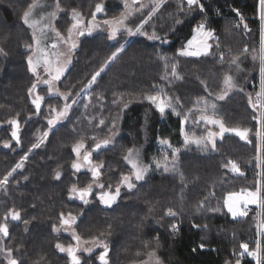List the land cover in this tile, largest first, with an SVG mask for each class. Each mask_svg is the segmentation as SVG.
Masks as SVG:
<instances>
[{"label":"trees","instance_id":"trees-1","mask_svg":"<svg viewBox=\"0 0 264 264\" xmlns=\"http://www.w3.org/2000/svg\"><path fill=\"white\" fill-rule=\"evenodd\" d=\"M29 1L20 0L19 8L14 4L16 9H13L11 8L13 6L7 5L8 0H0L2 23L0 35L5 36L0 37L4 38L5 42L7 40V45L3 48L6 52H2L0 58V179L12 172L20 153L26 150L27 142L36 140L35 134L39 130L37 128L39 114L36 113L28 93L33 78L27 69L28 54L24 49L25 42L31 39L28 29L19 23ZM103 1L105 3L107 0H102L101 3ZM258 1L200 0L204 5V12L201 13L196 7L190 11L184 0H169L160 7V11L162 9H167L169 12L175 11L174 17L159 18L157 11L154 17L157 16L159 19L155 23L153 17L147 25L148 31L155 33L160 39L152 42L138 37L131 39L112 63L113 68L115 66L119 68L111 79L119 81L122 77H132L130 83L134 87H130L131 90L128 92H120L125 99L122 97L116 110L117 121L112 115L116 127L121 132L119 139L113 142V146L110 145L117 149V153L107 154L106 157V149L97 153L92 152V147L99 138L89 139L88 137L90 135L98 137V134L102 133V130L97 128L100 118L98 112H92V118L89 114L84 116L86 119L83 118L76 124L74 131L68 132L67 129L62 128L63 123L58 122L46 143L37 148L28 160H24L23 167L12 172V175L8 177V183L4 188H0V220L3 221L9 209L20 212L18 221L8 218L9 235L3 237L4 240L10 237V227H13L21 233L23 241H28L34 246L30 254L35 260H31L27 255L17 259L20 264H50L47 259L35 257L50 252L47 245L50 241L52 244L53 238L55 242V237H52L53 225L57 224L60 227V214L63 213L66 216L69 211L76 214L64 205L66 201L63 194H66L67 188L65 184L63 187L62 175L59 179L55 176L60 168L71 172L68 166H57L58 160L63 157L61 154L56 156L59 133L63 129L69 137L79 132L85 135L83 138L88 139L89 151L87 152H91V163L94 157L104 155L99 180L104 186H111V188L120 181L121 164L124 162L128 148L140 150L145 163L153 157L160 159L164 155L162 152L154 153L160 140H169L171 146L178 150L175 173L152 171L144 181L135 184L136 187L133 190L122 186L118 200L111 207L102 210L103 225L109 230L96 235L98 238L105 239L109 246V264L111 263L110 254L115 252L111 240L121 231H127L128 238L125 239L127 243H123L124 246L117 248L119 255L126 249L125 246L128 247L127 249H142L141 242L157 243L155 251L164 264H232L237 253L242 250L239 247L240 244L247 243L249 250L255 249L254 243L258 238L261 243V255L264 256V234H258V225L264 221L263 206L252 207L245 217L233 219L224 203L229 194L254 191L258 186L259 178L260 185L264 186V163L260 164L258 175L257 142L254 138L250 139L251 134L256 133L257 130V120L253 117H259L257 111L249 105V97L251 96L253 100L254 93L257 91L256 82L261 75V56L258 49L259 24L256 19H246L237 26L236 12L233 11L238 9L244 16L255 17ZM109 7L106 13L117 11L120 14L122 9L120 4ZM102 15H104L103 12L99 14V16ZM61 19L64 20L63 17ZM161 20L164 22L161 23ZM198 22H204L208 28L214 30L215 38L209 41L212 45L210 54L200 57L179 55L178 50L182 49L192 37L193 28ZM12 24H17V30L15 27L13 30L7 27ZM244 24L250 28L249 31L245 30ZM171 26L175 27L171 32L166 33ZM124 35V32L120 33L119 37L123 38ZM102 37L100 57L91 55L93 48L84 52L82 48H79L76 51L74 64L78 62L76 66L68 70L62 80L63 84H68V78L74 74L76 83H79L82 88L84 82L88 81L86 73L91 66L97 61H103L114 52L118 43L108 41L104 34ZM221 53H223V59H221ZM232 57H238L239 66H251L252 72L249 67L247 69L249 75L242 74L246 77L243 79L245 81L241 91H234L224 99V102H217L213 95L221 90ZM141 62L144 63L140 65ZM173 64L176 65V75L180 77L179 79L172 75ZM136 71H139V75L134 79L133 73ZM150 95L171 100L178 115L174 114L172 109H167L165 114L161 115L155 106L145 99ZM203 98L218 105L220 116H217L224 122L225 127L249 129L248 139L241 140L234 133H225L215 142L217 151L203 156L197 155V146L194 143L185 146L183 135L180 134L181 119H186L184 133L188 137L198 139L200 136L203 137L186 129L188 124L196 128L202 123L201 121L197 123L195 112H190L188 107ZM125 103L128 105L126 108ZM46 113L49 116V112L46 111ZM106 113H109V107ZM13 118L17 119L21 125L20 144L12 139L11 125L7 123ZM47 118L43 120L46 121L45 124H47ZM108 120L110 121L109 117ZM91 129L94 131L91 132ZM5 142L9 143V148L4 147ZM167 155L170 156V154ZM229 161L236 162L242 174L233 173L231 170L230 172L227 168ZM225 165L228 166L225 167ZM71 173L73 175V172ZM80 177L83 178V183L78 188H83L93 181L91 172L88 170L84 171ZM99 191L93 186L92 193L89 195L90 202L87 205L80 203L77 198L73 201L78 206L82 205L95 210L98 206L96 207L95 204L90 206V203L99 202L97 198ZM211 199H213L212 203ZM206 202L212 204L211 208H203ZM98 209L100 210L99 207ZM169 209L176 212L182 221L175 233L169 232L172 221L166 215ZM89 225L90 227L86 229H90L91 226L96 229V225L100 226L96 222ZM137 230H140V233H137ZM215 232H220L222 235L218 236ZM92 234L95 235V233ZM201 244L204 248L200 247ZM121 248L124 249L119 251ZM55 253H57L56 250ZM47 255L50 256V253ZM93 255H86L88 258L83 256L82 262L100 264L98 256ZM68 260V256L62 254L58 264H69Z\"/></svg>","mask_w":264,"mask_h":264},{"label":"rangeland","instance_id":"rangeland-1","mask_svg":"<svg viewBox=\"0 0 264 264\" xmlns=\"http://www.w3.org/2000/svg\"><path fill=\"white\" fill-rule=\"evenodd\" d=\"M101 1L102 0H80V1L74 2L73 0H70V1L69 0H54V1H52V0H50V1L49 0H36V7L33 9L31 21L39 22L37 27L35 29L30 28V27H28V25H25L23 23L22 19L19 20L20 25H23L26 29H28L30 39H31L30 41L25 42V45H24L25 48L24 49L27 51V54H28L26 57V65H27L28 72L30 73V75L33 78V82L37 80V76L29 71L27 58L29 56H33L34 61H35V56L37 55V51H36L37 48L47 49V51L49 53H52V52L67 53V46L58 40V38L56 37L55 31H52V29L59 31L63 36L67 37V35H68L67 29L72 23L71 9H73V8L77 9L81 13V17L84 20L85 27H87V23L91 19V13L94 10L95 5L97 4V2L101 3ZM167 1H169V0H162L159 7L156 9V11L153 13L151 18L148 19L147 23L144 25L142 31H144L148 35H152V33L148 31L149 29H147V25L149 24L151 19L156 15L157 11H158V13L160 12L159 14L157 13V15H159V18L167 19L168 17H174L175 11L169 12L167 9H162L160 11V9H161L160 7ZM184 1H186V0H184ZM32 2H33V0H30L29 4ZM57 2H59V10H57V7H56ZM69 2L71 3V5ZM102 3L106 7V8H104L105 12L103 11L104 15L96 16V22L100 23L101 27L96 29L92 33V35L86 34V35L79 38L78 47L72 53V63L69 66L68 70L73 68V66H76V63L78 61L75 64H74V61L76 59L75 57L77 56L76 51L79 48L80 49L82 48L83 52L87 51L90 48H93V53L91 55H93V57H96V58L100 57L101 52H102L100 49V43H101L100 41L103 40L102 35L104 34L106 39H107V35H108V28L106 25H103L102 22L105 19H111L112 17L120 15L119 13H117V11H111V12L106 13L107 9L110 8L109 6L120 4L122 6L121 12L125 11L124 0H107L105 3H104V1ZM14 4L16 7L19 8L20 0H8L7 5L13 6L11 8L16 9ZM73 4H75V5H73ZM128 4L130 5L129 11L131 14L127 17V20L125 23L128 27H132V28H134L136 25L140 24V22L142 20H144L145 18H148L149 13L153 12V7L155 6L154 0H137L136 3H133L132 0H128ZM141 5H143V7H141ZM53 12L56 13L55 16L51 15V13H53ZM61 17H63L64 20H62ZM159 18H157V16H156L155 23ZM163 22L164 21L161 20V23H163ZM0 24H2L1 21H0ZM44 25H48V28L45 29L44 33L42 34L40 29ZM16 26H17V24H15V25L12 24L11 26H7V27H9L11 30H13L14 27L16 29ZM174 27L171 26L170 30L166 33L171 32ZM34 31L36 33L37 38L41 41L39 45L33 44L32 36H33ZM0 32H1V30H0ZM121 33H123V31ZM25 34H26V32H25ZM119 34H118L116 40L110 41L107 39L110 42H117L118 43V46L113 50L114 52L118 48H120L122 45L124 46L123 47V49H124L127 46V44L131 41V39L135 38V37L143 38L144 40H146L148 42H152V41L157 40V39L149 40L147 38V35L142 36V35L137 34V35L129 36L126 32H124V34H125L124 37L121 38V37H119ZM86 36H87V39H86ZM1 37H5V36L3 35ZM1 37H0V49H3L7 45V40L5 42V40H3L4 38H1ZM96 38H98V39H96ZM53 43H57L56 49H52L50 47V45ZM29 45H31L32 47L31 48L28 47ZM3 52H6V51H4V49H3ZM120 53H118V54H120ZM102 54H104V52ZM251 54L252 53H250V55ZM85 55L86 54H84V56ZM110 55H108L103 61H97L94 64L95 66L94 65L91 66L90 70L86 73L88 75V80H90L92 74L95 73L96 71L100 70V68L102 66H104V71L101 73L100 77L97 78L96 83L91 88H85V85H87L88 81L86 83L84 82V86L82 88H80L81 85H79V83H76L74 74L68 78V80H67L69 82L68 84H63L62 80L65 78V75L68 72V70H66L64 76L61 77V81L56 82V87L59 88L60 92L68 95L69 98L67 101L62 99L59 95L49 94L47 85L38 84L37 88L35 89V93L33 95L39 94V95L44 97V100L41 103L42 106H41L40 113H39V119L37 121V124H38L37 128H39V130L36 132V134L34 133L35 137H37V138H36V140H34L32 142H29V141L27 142L26 150H23L22 153H20L19 158H18L19 159L18 162L20 161L21 157H23L25 155V153H28V157L26 159V160H28L36 152L35 150H37V148L33 149L31 152H29V149L31 148V145L33 143L38 142V139L40 137H42V134L44 131H48L50 134L51 131L53 130V128L49 129L48 124H45L46 121L45 122L43 121V120H45V118H47V117L49 118L51 115H53V113L50 112V108L55 107L57 110H59L60 108L63 107V104L65 102L71 104L72 107L69 109L68 117H66L63 121H59V122L63 123L62 128L67 129L68 132L74 131L76 128V124H78L83 118H85L84 116L89 114V116L92 118V112H98V114L100 115V118L98 120L97 128L102 130V133L98 134V137H95V138L96 139L97 138H99V139L106 138L107 136L111 135L112 132H114L115 136L113 137V142L116 141L117 139H119L121 132H120L119 128H117V127L113 128L114 120L112 118V115H113L114 119L117 121L116 110L118 109V107L120 105V100L122 99V97L125 99L124 95H122L120 92H128V90H131L130 87H132V88H134V87H133L132 83H130V80L132 79V77H129L130 79L122 77L119 79V81L111 79V76L115 75L114 72L118 71L119 66H115L113 68V66H112L113 61L109 62L108 65H104L105 60H107V58ZM254 55H255V53H254ZM1 56H2V53H0V58H1ZM81 57H82V54L80 56V59H81ZM231 60L232 59H230V61H229L230 68L226 74L230 75L233 78V82L235 84V87L227 93L225 98L230 93H232L234 91H241L243 89V83L245 81L243 79H244V77H246V76H242V74L246 73V75H249L247 72V69H249V67H250V69H249L250 72H252L251 66H245V67L239 66V64H238L239 59L237 60V62L235 64L231 63ZM143 63L144 62H141L140 65H142ZM37 72L40 74L41 78H43V79L48 78L47 74L44 73L42 66L37 68ZM138 73H139V71H136L135 73H133L134 79L138 78V75H139ZM107 85H109V86H107ZM121 88H128V89L122 90ZM222 92H223V84H222L221 90H219V92L216 95H213V98L215 99V101L224 102V100H218L217 99V96L219 94H221ZM77 93H79V95H77ZM117 97H120L121 99L117 100L116 99ZM74 100L76 101V103L73 104ZM114 100H116L115 103L113 102ZM212 104L216 105V112H215L214 118H218V116H220L218 113L219 107L216 103H214L211 100H206L203 98L200 101L195 102L192 106H189L188 108H189L190 112L194 111L196 114L197 123H198V121H201L202 123L199 125V127H196V128H192L188 124L186 129L192 130V131L196 132V134L203 135V137H205V138L207 137V133L209 131L219 132V127L217 125L208 124L206 121L199 118V117H201V115L204 114L200 111V109H204L206 106H211ZM107 107H109V113L108 114L106 113ZM34 108H35V106H34ZM46 111L49 112V116H48V113H46ZM103 112H105L104 115H103ZM207 114L212 115L211 110H209V112ZM107 116L109 117L110 121L108 120ZM91 118H87V119L91 120ZM101 121H104V123L101 124ZM186 124L187 123H185L183 126L184 130H185ZM34 127H36V125ZM93 131H94V129H91V132H93ZM180 134H181V129H180ZM59 135H60V137H59L60 144L58 141L57 142L58 143L57 144L58 153H56V156L61 154L63 157H60V159L57 162V166H62V165L68 166V168L71 170V172H73V175H72L71 172L67 171L64 168H60V171H59L60 174L62 175L63 187L65 184V186L67 188L66 194L65 193L63 194V195H65V201H66V203H64V205L67 208H70V210L76 212V214H73V213H71V211H69L68 214L71 213L73 216L77 217V222L72 227L75 230V233L81 237L82 247H81V251L78 253V255H80V258H81V264H84V262H82L83 256L84 257L86 255L91 256L93 254H94L93 256H99L100 251L103 250L102 248H96L93 250V253H91V254L84 253L82 250L83 242L84 241H90L91 238L94 236L97 237V235H96L97 233L108 232L109 229H107L103 225L102 217L104 215H103L102 210L104 208H108L111 206L102 205V204H100V202H97V204L95 202L90 203V206L95 204L96 207L98 206L100 208V210L98 209V207L94 210V209H90L88 207L86 208L85 206H82V205L78 206V204L75 201H73V199H75V197H73L71 199L69 198V188H71V186L74 184L77 187L80 184H82L83 178L80 176H82L84 171H86V170L89 171V168L87 166L81 168V170L79 172H76L72 168V162L74 160H77V154L73 152L72 148H73V145L76 144L78 141H83L84 148L81 149V151H80V162H83L84 153L89 151L87 149L88 139L83 138L85 135L82 132H79L78 134L69 137V136H67V132L64 131V129L61 130ZM181 136H182V134H181ZM93 137H94L93 135H90L88 138L93 139ZM189 138L190 139H198L197 137H189ZM200 138H201V136H200ZM220 138H221V136L215 137V142ZM252 138H254V141L258 142L256 133L251 134L250 139L252 140ZM183 139H185L184 135H183ZM47 140H48V137H47V139H45L43 141V143H41V145L43 146ZM160 141H162V140H160ZM160 141L157 143V145L155 147L157 149H154V153H156V154L159 152L164 153V155L160 159L153 157V159H150V161L148 163H145L143 160L141 151L136 149L138 152L140 162L145 164V165L151 166L150 172H152V171L164 172L163 168H161L159 170H157L155 168V161L159 160V161L163 162V158H164L165 154H170V156L169 155H167V156L169 158V161L172 160L171 154L175 149L171 146L170 141L167 140L168 141L167 144H161ZM256 142H255V144H256ZM112 146L109 145L108 146L109 148L107 147L108 149L105 148L106 149L105 150L106 157H107V154L117 153V149L115 147H112ZM195 146H197V145L195 144ZM65 149H66V151H64ZM183 149H186V148H183ZM207 149H208L207 151H203L202 149H199L197 147V149H196L197 155L198 156L209 155L210 153H214V151H217V149L213 148L211 143H209L207 145ZM125 155H127V153ZM103 157H104V155L94 157V159L92 160V165H100V164L103 165ZM134 158H135V156H134ZM31 160H33V158H31ZM256 164H257V157H256ZM171 165H172V163H169V167ZM125 166H127V167H125ZM260 166L261 165L258 166V164H257L258 175L260 174ZM227 168L230 171V168H231L230 164ZM121 169H122L121 175L122 174H130V172H131V166L125 160L121 164ZM71 175H72V178H71ZM121 175H120V179H121ZM133 182L135 184H138V183H141L142 181L133 180ZM98 183L103 184V182H101V180H98ZM257 183L260 184V178H259ZM94 187L96 188L97 191L100 190L95 185H94ZM115 188H116V186L113 188H111V186L110 187L104 186L105 191L110 190V191L114 192ZM64 191H65V189H64ZM254 191H256V189ZM245 193L246 192H244V191H239V192H234L232 194H236L234 197V199H235L236 197H242ZM228 197H229V195H227L225 199H227ZM92 201H94V200H92ZM212 201H213V199H211V203H212ZM211 203L206 202V204L203 206V208H205V207L211 208V205H212ZM242 205H243V202L241 200L237 205L238 207H240L241 211H247L248 212L251 209V208H243ZM254 207L259 208L260 205L254 204ZM263 208H264V206H263ZM226 209H227V207H226ZM229 214L233 219L241 217V216H237L234 218L231 215V213H229ZM67 215L65 217H67ZM169 218L172 219L171 224L169 226V232L172 233L171 225L176 224L177 228H179L182 224V221H181V219L177 213H176V216L174 218L173 217H169ZM94 222L99 223L100 226L97 227V225H96V227H95L96 229H94L92 226L90 229H86L87 227H90L89 223H94ZM261 223H264V221L260 222L259 225ZM54 225L57 226V224H54ZM92 225H95V224H92ZM10 230H11L10 237L7 240H4V238L2 236H0V247L13 249L12 256L15 259H22L28 255L31 260H35L34 256L32 254H30L31 249L34 246L31 245L30 242H28V241L25 242L21 239V233L16 231L17 228L10 227ZM126 232L127 231H121V232L117 233V235L114 236L113 240H111L115 252H112L110 254V257H111L110 258V261H111L110 264H156V258L159 259L161 264H164L155 251L156 250L155 245L157 243H150V242L143 243V242H141L142 246H143L142 249H135V248L134 249H132V248L127 249L128 247L125 246V248L127 250L125 249L122 251V249H124V248H121L119 251H122V252L119 255L117 248L119 246H124L123 243H125L126 242L125 239L128 238ZM92 233H95V235ZM137 233H140V230ZM137 233L134 232V234H137ZM215 233H217L218 236L222 235V233H220V232H215ZM52 234H53L52 237L53 236L55 237V242H54V238H53L52 244L50 241L49 244L47 245L48 248L50 249V252H46V253L42 254L40 257H35V258H43L44 260L47 259L48 260L47 262H49L50 264H58V263H60V255H62V254L67 255V253L59 252L58 249L55 247V245L59 242L62 245H64L65 247H67L68 245L74 246L75 244H77V241L72 238V229H70L69 231L66 232L63 230V228H61L60 231L52 232ZM82 234H84V236H82ZM262 234H264V232H262ZM203 240H204V236H203ZM71 241H73V242H71ZM206 242H207V237H206ZM21 248H22V250H21ZM55 250L57 251V253H55ZM152 251H155V258L150 259L148 256V253L152 252ZM241 251H243V250H241ZM48 253H50V256L47 255ZM68 262H69V260H68ZM0 264H6V258H5V254L3 252H0ZM228 264H231V263H228Z\"/></svg>","mask_w":264,"mask_h":264},{"label":"snow or ice","instance_id":"snow-or-ice-1","mask_svg":"<svg viewBox=\"0 0 264 264\" xmlns=\"http://www.w3.org/2000/svg\"><path fill=\"white\" fill-rule=\"evenodd\" d=\"M133 3H136L137 0H132ZM162 0H154V7L153 12L149 13V17L145 18L140 22V24L136 25L134 28L128 27L126 25L127 17L131 14L129 11L130 5L128 4V0H124V8L125 11L121 12L119 16L112 17L111 19H105L102 23L103 25H106L108 28V40H116L119 33L126 32L129 36L133 35H147V38L149 40L154 39H160L155 33L152 35H148L144 31H142L144 25L147 23L148 19L151 18L153 13L156 11V9L159 7ZM188 9L191 11L194 7L198 8L199 11L202 13L204 12V5L200 2V0H186ZM36 7V0H33L32 3L28 4L27 9L23 12L21 19L25 25H28V27L35 29L39 22L37 21H31V16L33 9ZM57 10H59V2H57ZM104 4L103 3H97L95 5L94 10L91 13V19L87 23V27H85L84 20L81 17V13L73 8L71 9V19L72 23L67 29V37L63 36L59 31H56L55 29H52V31H55L56 37L60 42L65 44L67 46V53L64 52H52L49 53L47 49H39L37 48V55L35 56V61L33 56H29L27 58L28 62V68L29 71L32 72L34 75L37 76V80L34 81L31 85V87L28 88V93L31 98V103L35 106L36 113L39 114L41 109V103L44 100V97L35 94V89L37 88L38 84H45L48 86V93L51 95H59L62 99L65 101L68 100V95L65 93L60 92L59 88L56 87V82L61 80V77L64 76L66 70H68L69 66L72 63V53L75 51L78 47V41L79 38L84 35H92V33L101 27L100 23L96 22V16L98 13H101L104 11ZM143 7V5H141ZM234 12H236L237 16L240 17L241 22H243V16L240 14L238 9H233ZM258 13H259V19L261 21V92L256 93V99L255 102H253L251 96L249 97V105L255 110L259 112V117H253L257 120V130H256V136H257V164L258 166L261 163H264V0H259V6H258ZM52 16H55L56 13H51ZM238 26V25H237ZM48 28V25H44L40 31L43 34L45 29ZM245 30H247V24H244ZM193 32L195 35L191 40L187 42V44L180 50H178V54L185 57H200V56H206L210 54V49L212 45L209 43L210 40L215 38L214 30L207 27L206 23L201 22L197 24L193 28ZM33 44L39 45L40 40L37 38L35 31L33 32L32 36ZM28 47H32L29 45ZM52 49L57 48V43H53L50 45ZM123 45L118 48L115 52H113L107 60H105L104 65H108L109 62L114 61L117 58L118 53L123 51ZM245 51H247V48H245ZM3 52V49H0V53ZM161 59H165L164 57H161ZM221 59H223V53H221ZM238 60V57H232L231 63L235 64ZM43 67L44 73L47 74V79H43L40 77V74L37 72L38 67ZM167 66V64H166ZM104 71V66L100 68V70L96 71L92 74L91 79L88 80L87 85H85V88H91L97 81V78L100 77L101 73ZM172 75L175 76L177 79L180 77L176 75L177 68L176 65H172L171 68ZM235 87V84L233 82V78L230 75H225L223 80V92L217 96L218 100H224L225 96L229 91H231ZM79 95V93H77ZM117 100L121 99L120 97L116 98ZM145 99H147L152 105L155 106L156 110L161 114L164 115L165 111L167 109H172L174 114L176 113V109L172 104L171 100L165 99L163 97L150 95L146 96ZM114 103L116 100L113 101ZM76 103V101H73V104ZM128 105L127 103L124 104V107L126 108ZM72 107L71 104L65 102L63 104V107L57 110L55 107L50 108V112L53 113L49 118H47V124L49 129H52L59 121H63L66 117H68L69 109ZM211 110L212 115H208L207 113ZM203 115L199 117L200 119H203L208 124L217 125L219 127V132H212L209 131L207 133V137H201L199 139H190L185 133H184V124L186 122V119H181V134L184 135V143L185 146L195 143L197 147L201 148L203 151H207V145L209 143L212 144L213 148H215V137L217 136H223L225 133H234L236 136H238L241 140H247L248 139V133L249 129L244 128H229L225 127L224 122L221 119L214 118L215 112H216V105L212 104L211 106H206L204 109H200ZM8 124L11 125V137L13 140L16 141L17 144H20V128L21 125L19 124L18 120L13 118L7 121ZM104 121H101V124H103ZM116 127L115 121L113 122V128ZM49 135L48 131H44L42 134V137L38 139L37 143H33L31 145V148L29 149V152H31L33 149L39 148L41 146V143L45 139H47ZM115 136V133L112 132L111 135L107 136L104 139H99L94 144L93 151L100 150L102 148H105L113 143V137ZM93 139H96L93 137ZM161 144H167V140L160 141ZM4 147H9V143L5 142ZM84 148L83 141H78L76 144L73 145V152L77 154V160H74L72 162V168L79 172L81 168L88 167L89 171L91 172L93 182L88 184L87 186L83 188H78L75 184L69 188V198H77L80 201L83 202V204L87 205L89 204V195L92 193L93 186L95 185L100 189V191L97 193V198L100 202V204L105 206H111L113 203H115L120 196L121 193V187L124 186L128 190H133L136 185L133 182L135 181H143L146 178V175L150 172L151 166L145 165L140 162L138 152L134 148H128L127 149V155L124 156V160L128 162V164L131 166V172L130 174H122L121 179L119 183L116 185L115 191H105L104 185L99 184L98 180L100 177V168L102 167V164L100 165H92L91 163V152H85L83 155V162H80V151ZM178 150H174L171 154L172 160L169 161V158L167 154H165L163 158V162L157 160L155 161V168L157 170L163 168V171L165 173H175V164L178 160ZM135 156V158H134ZM28 157V153H25L23 157H21L20 161L16 163L15 167L12 169V172H14L16 169L23 167V161L26 160ZM169 163H172L173 167H169ZM229 164L231 165L230 170L233 173H240L239 166L234 161H229ZM228 165H225L227 167ZM12 172H9L3 179H0V188H4L5 185L8 183V177L12 175ZM242 174V173H240ZM60 172L57 171L55 173V176L57 179L60 178ZM110 187V186H109ZM236 194H229V197L225 199V206L227 207V210L231 215L235 218L237 216H245L247 215L246 211H241L240 207H238V203L242 200L243 207L246 208L248 204H258L260 206H264V186H261L258 184L256 191H248L246 192L242 197H236L234 199ZM169 217H175L176 213L169 209L166 213ZM11 218L12 221H18L20 219V212L14 209H9L7 213H5V216L3 218V221H0V236L7 237L9 235V225L7 223L8 218ZM60 227L58 228L56 225H53V232L60 231L61 228H63L64 231H69L72 229V238L77 241V244L75 246L68 245L65 247L61 243H57L55 247L58 249L61 253H67V256L69 258V264H81V258L78 253L81 251V237L75 233V230L73 229V225L77 222V217L73 216L71 213L65 217L63 213L60 214L59 217ZM27 223V222H26ZM171 230L173 233H175L178 228L176 224L171 225ZM264 232V223H261L258 226V234ZM103 235V234H101ZM201 248L204 247L203 244L200 245ZM243 251L240 253L241 256H243L245 253H247L248 256L255 259L256 264H264V256L261 255V243L258 240L256 243V248L254 250H249V245L247 243H241L239 246ZM96 248H102L103 250L100 251L99 256L97 259L99 260L100 264H109L108 260V253H109V246L105 242V239L98 238V237H92L90 241H84L83 242V252L84 253H93V250ZM0 252H3L5 254L6 258V264H20V261L13 258L12 252L13 249L11 248H4L0 247ZM193 252H195V249H193ZM148 256L150 259L155 258V251L149 252ZM156 264H161L158 258H156ZM236 264H240V260L238 259Z\"/></svg>","mask_w":264,"mask_h":264},{"label":"built area","instance_id":"built-area-1","mask_svg":"<svg viewBox=\"0 0 264 264\" xmlns=\"http://www.w3.org/2000/svg\"><path fill=\"white\" fill-rule=\"evenodd\" d=\"M259 6V1H258V5H257V7ZM241 14V13H240ZM242 15V14H241ZM243 16V21H245L246 19L248 20V19H256L257 21H258V24H259V41H258V49H259V55L261 56V21H260V19H259V13H258V11H257V15L255 16V17H253V16H244V15H242ZM199 23H201V22H198L197 24H199ZM242 22H241V20H240V17L239 16H237V14H236V19H235V24L236 25H240ZM250 30V28L247 26V31H249ZM260 62H261V59H260ZM260 66H261V64H260ZM260 72H261V70H260ZM256 87H257V91L254 93V96H253V100H254V102H255V99H256V93H258V92H261V75L259 76V79L257 80V82H256ZM257 113H258V116H259V112L257 111ZM247 212V211H246ZM259 240V238L255 241V248H256V243H257V241ZM260 241V240H259ZM251 250H254V249H251ZM242 251H240V252H238V254L235 256V258H234V261L232 262V264H236V262H237V260L239 259L240 260V264H246V263H250V264H256V261H255V259L254 258H252V257H250V256H248L247 255V253H245L243 256H241L240 255V253H241Z\"/></svg>","mask_w":264,"mask_h":264},{"label":"water","instance_id":"water-1","mask_svg":"<svg viewBox=\"0 0 264 264\" xmlns=\"http://www.w3.org/2000/svg\"><path fill=\"white\" fill-rule=\"evenodd\" d=\"M102 13V12H101ZM101 13H98L97 14V16L99 15V14H101ZM15 141V140H14ZM108 147V146H107ZM107 147H105V148H107ZM93 148H94V146L92 147V152L93 153H97L98 151H100V150H102V149H105V148H102V149H100V150H96V151H93ZM92 176V175H91ZM78 201L80 202V203H83L82 201H80L79 199H78Z\"/></svg>","mask_w":264,"mask_h":264},{"label":"crops","instance_id":"crops-1","mask_svg":"<svg viewBox=\"0 0 264 264\" xmlns=\"http://www.w3.org/2000/svg\"><path fill=\"white\" fill-rule=\"evenodd\" d=\"M194 35H195V33H193L192 37H193ZM192 37H191V38H192ZM191 38H190V39H191ZM190 39H189V40H190ZM189 40H188V41H189ZM188 41H187V42H188ZM187 42L185 43V45L187 44ZM185 45H184V46H185ZM249 205H250V206H249ZM249 205H248L246 208H252V207H254V204H249ZM243 208H245V207H243Z\"/></svg>","mask_w":264,"mask_h":264},{"label":"flooded vegetation","instance_id":"flooded-vegetation-1","mask_svg":"<svg viewBox=\"0 0 264 264\" xmlns=\"http://www.w3.org/2000/svg\"><path fill=\"white\" fill-rule=\"evenodd\" d=\"M75 245H76V244H75ZM75 245H74V246H75Z\"/></svg>","mask_w":264,"mask_h":264}]
</instances>
